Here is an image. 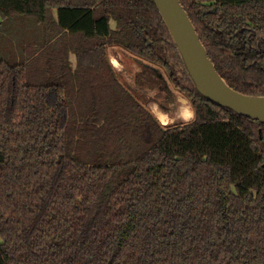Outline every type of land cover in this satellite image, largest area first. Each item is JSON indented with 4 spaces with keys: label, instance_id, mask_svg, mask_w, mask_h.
Returning <instances> with one entry per match:
<instances>
[{
    "label": "trees",
    "instance_id": "16d2710c",
    "mask_svg": "<svg viewBox=\"0 0 264 264\" xmlns=\"http://www.w3.org/2000/svg\"><path fill=\"white\" fill-rule=\"evenodd\" d=\"M179 2L225 82L264 96V0ZM0 17V264H264V122L198 92L153 0H0ZM110 47L195 118L162 124Z\"/></svg>",
    "mask_w": 264,
    "mask_h": 264
},
{
    "label": "water",
    "instance_id": "95a60500",
    "mask_svg": "<svg viewBox=\"0 0 264 264\" xmlns=\"http://www.w3.org/2000/svg\"><path fill=\"white\" fill-rule=\"evenodd\" d=\"M153 1L198 92L220 106L264 122V96L238 92L225 82L208 57L192 21L179 0Z\"/></svg>",
    "mask_w": 264,
    "mask_h": 264
},
{
    "label": "rangeland",
    "instance_id": "374dc122",
    "mask_svg": "<svg viewBox=\"0 0 264 264\" xmlns=\"http://www.w3.org/2000/svg\"><path fill=\"white\" fill-rule=\"evenodd\" d=\"M1 19V17H0ZM16 26H13L12 29L21 28L18 29V32H15V37H11L7 39L6 41V47L8 50L16 49V43L19 45H22L24 42L29 41L32 39V35L34 32L33 27L30 25H27L25 23L22 24H14ZM19 35V36H18ZM8 37V36H7ZM17 51V49H16ZM15 51V52H16ZM108 57L112 61H110L111 65L113 67H116L115 71H119V79L123 82V84L131 90V92L139 98L143 103L147 105V107L153 112L154 111H160L163 113H166V123L164 124H174L178 122H187L189 120H185V117L180 112V106L182 100H178L177 98L182 97L186 100L183 95L174 88V86L170 82H165V86L169 88V93H165L163 91L160 92V97L158 99L159 103H162L166 109H162L158 103L154 104L155 101L148 100L149 97H153L155 93V89L150 90L148 87L141 86L136 83V75L140 73L141 71V64L139 63L140 60H137L133 55H130L127 51L116 48V47H110L107 50ZM18 53V51H17ZM1 55V53H0ZM5 57L8 56V54L4 55ZM70 63L72 67L74 66V55L71 54L70 57ZM164 74V73H163ZM165 75V74H164ZM166 77V75L164 76ZM167 79V78H166ZM181 99V98H179ZM148 100V101H147ZM188 103L189 108L190 104L186 100V104ZM153 109V110H152ZM192 111V109H191ZM155 115V114H154ZM156 116V115H155ZM157 117V116H156ZM159 120V119H158ZM191 120V119H190ZM161 122V120H159Z\"/></svg>",
    "mask_w": 264,
    "mask_h": 264
},
{
    "label": "crops",
    "instance_id": "0c3cea01",
    "mask_svg": "<svg viewBox=\"0 0 264 264\" xmlns=\"http://www.w3.org/2000/svg\"><path fill=\"white\" fill-rule=\"evenodd\" d=\"M111 61V60H110ZM111 63H112V61H111ZM114 64V63H113ZM112 64V65H113ZM114 66V65H113ZM114 68H116V67H114ZM116 70V69H115ZM179 98H181V99H179ZM179 98H177L178 100H182L181 101V104L182 103H185V105H187L188 106V103L186 104V100L185 99H183L182 97H179ZM154 104H156V102L154 103ZM188 108H189V106H188ZM190 109V108H189ZM153 110V109H152ZM190 111H191V109H190ZM155 113V115L157 116V118L159 119V120H161V118H164V120H166V113H163V112H160L159 110L158 111H154Z\"/></svg>",
    "mask_w": 264,
    "mask_h": 264
},
{
    "label": "bare ground",
    "instance_id": "6f19581e",
    "mask_svg": "<svg viewBox=\"0 0 264 264\" xmlns=\"http://www.w3.org/2000/svg\"><path fill=\"white\" fill-rule=\"evenodd\" d=\"M180 112L182 113V115L184 117H186L191 111L190 109L188 108L187 105H185V103H182V105L180 106ZM166 116V115H165Z\"/></svg>",
    "mask_w": 264,
    "mask_h": 264
},
{
    "label": "clouds",
    "instance_id": "9594fccd",
    "mask_svg": "<svg viewBox=\"0 0 264 264\" xmlns=\"http://www.w3.org/2000/svg\"><path fill=\"white\" fill-rule=\"evenodd\" d=\"M195 118V113L194 111H191L186 117L185 120H190V119H194ZM161 123L164 124L166 123V121L164 120V118H161Z\"/></svg>",
    "mask_w": 264,
    "mask_h": 264
}]
</instances>
